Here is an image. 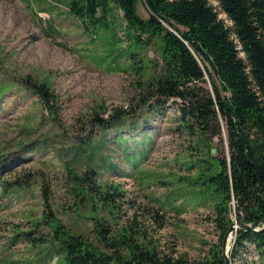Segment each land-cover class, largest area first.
I'll use <instances>...</instances> for the list:
<instances>
[{"label":"rangeland","instance_id":"1","mask_svg":"<svg viewBox=\"0 0 264 264\" xmlns=\"http://www.w3.org/2000/svg\"><path fill=\"white\" fill-rule=\"evenodd\" d=\"M208 2L218 11L215 1ZM136 12L147 16L141 3ZM218 17L224 19L222 13ZM123 24L112 9L106 26L85 32L68 12L67 0H0V264L60 262L49 219L40 221L48 208L64 228L92 245L98 246L91 214L110 234L131 227L139 241H153L162 250L171 246L191 263L217 243L212 200L190 183L215 139L204 141L182 126L171 100L162 108L151 101L133 107L140 82L159 63L158 47L142 48L141 79L126 72L125 55L135 49H122L128 44ZM25 78L45 83L54 99L41 103L25 90ZM130 107L136 109L134 120ZM119 109L126 111L123 124L103 130L91 124L94 113L105 118ZM189 163L195 168L187 169ZM86 169L95 172L100 189L118 192L117 207L92 197L90 211L86 198L70 189L69 174ZM14 179L27 183L3 189L4 181ZM229 217L234 220L232 206ZM233 239L231 233L225 246L228 262ZM234 261L257 264L250 246L238 250Z\"/></svg>","mask_w":264,"mask_h":264},{"label":"trees","instance_id":"2","mask_svg":"<svg viewBox=\"0 0 264 264\" xmlns=\"http://www.w3.org/2000/svg\"><path fill=\"white\" fill-rule=\"evenodd\" d=\"M213 1L218 11L208 0H67V10L87 32L106 26L116 9L128 41L122 49H135L125 55V71H135L140 79L146 72L142 48L147 44L158 47L159 63L140 82L142 93L133 107L151 101L162 108L171 100L182 126L195 130L204 141L215 139L207 144L190 183L199 187L197 194L204 192L212 200L210 219L218 232L217 243L191 263L171 246L162 250L153 241H139V233L131 227L110 234L102 220L91 214L98 246L92 245L80 233L64 228L48 208L40 221L49 219L50 237L60 255L58 264H224L221 240L232 221L230 207L236 221L250 223L264 217V0ZM137 3L144 6L146 18L137 14ZM21 83L43 104L54 99L45 83L28 78ZM133 107L128 112L131 120ZM124 114L123 109L105 118L94 113L91 124L101 130L121 125ZM194 166L189 163L186 168ZM69 177L74 182L70 189L86 198L90 211L95 208L92 197L102 206L113 202L112 207H117L114 196L118 192L100 189L93 170ZM4 182L6 190L27 183L24 179ZM40 192L46 203L44 185ZM246 246L252 248L257 264H264V229H237L229 264H235L237 251Z\"/></svg>","mask_w":264,"mask_h":264},{"label":"water","instance_id":"3","mask_svg":"<svg viewBox=\"0 0 264 264\" xmlns=\"http://www.w3.org/2000/svg\"><path fill=\"white\" fill-rule=\"evenodd\" d=\"M237 229L242 230V231L258 232L264 229V217L259 221H254L250 223H245V222L236 221V220L231 221V223L229 224L221 240V256L224 260V264H229L228 255H227V247H225L226 242L228 238L231 236V233L235 235V231Z\"/></svg>","mask_w":264,"mask_h":264}]
</instances>
